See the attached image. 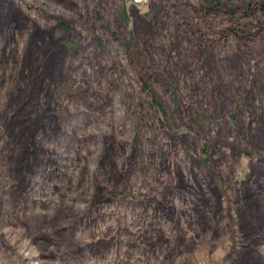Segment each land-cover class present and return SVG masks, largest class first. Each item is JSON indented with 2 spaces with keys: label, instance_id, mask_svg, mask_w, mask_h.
Masks as SVG:
<instances>
[{
  "label": "rangeland",
  "instance_id": "obj_1",
  "mask_svg": "<svg viewBox=\"0 0 264 264\" xmlns=\"http://www.w3.org/2000/svg\"><path fill=\"white\" fill-rule=\"evenodd\" d=\"M218 1L0 0V264H264V15Z\"/></svg>",
  "mask_w": 264,
  "mask_h": 264
},
{
  "label": "trees",
  "instance_id": "obj_2",
  "mask_svg": "<svg viewBox=\"0 0 264 264\" xmlns=\"http://www.w3.org/2000/svg\"><path fill=\"white\" fill-rule=\"evenodd\" d=\"M254 6H256V11L261 12L264 15V0H258ZM252 7V6H251ZM251 7L248 6L245 8V12L248 13V15L252 14L250 13ZM201 11H203L205 14H217V13H223L225 15H228L230 18L237 15V13L240 11L238 7H232L228 9L226 4L221 3L218 0H203V4L201 6ZM252 12V11H251ZM115 36V34H113ZM71 47L69 48L70 51L75 50V45L73 43L70 44ZM145 87L147 88L150 96V101L147 102V105L154 106L157 108V110L163 114V107L160 101L157 99L155 94L151 91L150 87L145 84ZM206 151H203V154H205ZM203 163L207 164V161L205 160V156L203 158Z\"/></svg>",
  "mask_w": 264,
  "mask_h": 264
},
{
  "label": "water",
  "instance_id": "obj_3",
  "mask_svg": "<svg viewBox=\"0 0 264 264\" xmlns=\"http://www.w3.org/2000/svg\"><path fill=\"white\" fill-rule=\"evenodd\" d=\"M136 2H141V1H143V0H135Z\"/></svg>",
  "mask_w": 264,
  "mask_h": 264
}]
</instances>
